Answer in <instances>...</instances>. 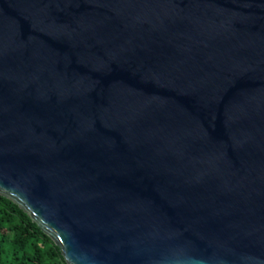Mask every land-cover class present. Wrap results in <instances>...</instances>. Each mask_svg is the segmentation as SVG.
Returning <instances> with one entry per match:
<instances>
[{
	"label": "water",
	"instance_id": "obj_1",
	"mask_svg": "<svg viewBox=\"0 0 264 264\" xmlns=\"http://www.w3.org/2000/svg\"><path fill=\"white\" fill-rule=\"evenodd\" d=\"M0 196L66 264H264V0H0Z\"/></svg>",
	"mask_w": 264,
	"mask_h": 264
},
{
	"label": "trees",
	"instance_id": "obj_2",
	"mask_svg": "<svg viewBox=\"0 0 264 264\" xmlns=\"http://www.w3.org/2000/svg\"><path fill=\"white\" fill-rule=\"evenodd\" d=\"M0 264H66L52 240L22 210L2 196Z\"/></svg>",
	"mask_w": 264,
	"mask_h": 264
}]
</instances>
